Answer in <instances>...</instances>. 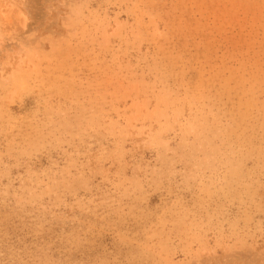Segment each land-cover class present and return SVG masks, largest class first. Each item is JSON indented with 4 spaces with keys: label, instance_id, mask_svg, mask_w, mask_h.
Instances as JSON below:
<instances>
[{
    "label": "rangeland",
    "instance_id": "obj_1",
    "mask_svg": "<svg viewBox=\"0 0 264 264\" xmlns=\"http://www.w3.org/2000/svg\"><path fill=\"white\" fill-rule=\"evenodd\" d=\"M0 264H264V0H0Z\"/></svg>",
    "mask_w": 264,
    "mask_h": 264
}]
</instances>
